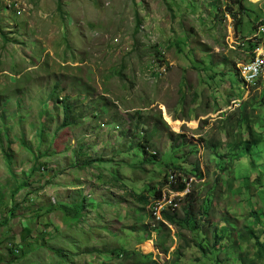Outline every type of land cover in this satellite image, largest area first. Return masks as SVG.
I'll return each mask as SVG.
<instances>
[{
  "label": "rangeland",
  "instance_id": "rangeland-1",
  "mask_svg": "<svg viewBox=\"0 0 264 264\" xmlns=\"http://www.w3.org/2000/svg\"><path fill=\"white\" fill-rule=\"evenodd\" d=\"M229 2L0 0V264H143L142 255L150 252L161 264H197L196 258L215 264L193 248L194 234L185 226L166 222L162 232L155 231L159 220L151 206L144 215L127 189L143 180L136 191L150 197L140 186L158 185L166 164L184 161L171 143L183 135L198 146L205 174L192 178L187 191L194 213L201 214L206 188L216 178L207 141L220 138L221 129L230 132L244 111L253 132L264 138V106L257 103L262 85L242 88L236 71L247 56L241 39L252 36L253 22L264 19V0H243L248 17L242 16L241 39L225 14ZM52 98L55 117L46 110L41 120V102ZM130 131L143 132L160 149L153 153L162 161L149 172L121 171L144 160L141 153L126 156ZM253 156L254 167L247 158L235 170L242 179L258 170L251 182L233 190L219 186L209 200L201 234L210 243L213 233L223 237L225 248L211 253L219 264H248L253 256L254 264H264L248 234L254 229L264 242V142ZM216 161L221 167L223 159ZM33 167L37 170L28 177ZM112 170L125 177L126 188L112 179ZM12 185H18L10 199L16 212L9 219ZM185 195L179 194L180 201L175 197L180 215L188 204ZM84 197L81 223L66 220L59 208L48 211L56 202L73 204ZM148 233L153 239L142 242Z\"/></svg>",
  "mask_w": 264,
  "mask_h": 264
},
{
  "label": "trees",
  "instance_id": "trees-1",
  "mask_svg": "<svg viewBox=\"0 0 264 264\" xmlns=\"http://www.w3.org/2000/svg\"><path fill=\"white\" fill-rule=\"evenodd\" d=\"M229 4L232 6H229ZM229 4L227 6V11L230 13V15L232 16V18L235 21V29H236V33L238 34V33H240V28H241L242 22H243L242 16L243 15L247 16L248 10H247V7L244 4L243 0H230ZM138 24H139V27L142 25L141 22H138ZM56 98H58L57 95L55 96V99ZM52 102H53V98L50 101H47V102L42 101L41 102V110H42L41 116L43 115L44 111L47 110V115H48L49 110H51V115H52L51 118L55 117V115L52 114V112H53V110L51 109L53 107ZM60 102L63 104V102H64L63 99ZM263 103H264V100H263ZM64 112H65V123H66L65 125H67L68 120H69L68 116H69V112H70L69 106L66 105ZM241 124H242V122H241ZM250 141H252V142L250 143ZM240 142L242 143V141H240ZM263 142H264V138L255 137V138L247 140L243 144V146H241V145L237 146V147H243L244 148V149H242L245 151V152H243V155L245 158L250 159L252 167L256 164L255 158L253 157V150L255 147H259ZM21 144L25 149V142L22 141ZM180 144H181V142L179 143V145ZM150 149H151V140L150 139L148 140L146 137H144L142 140H140L138 145L133 144L131 146V151L138 150V153L143 152L146 155H148ZM235 155H236L235 159L238 160L239 154L237 153V151H235ZM240 156L243 157L242 155H240ZM149 162H151V160H149ZM226 162L227 163H225V164H227L229 166V163H230L229 159L226 160ZM146 164L147 163L126 164V165L122 166L121 171H123V173L125 175H127V171L125 169L126 167H131L133 169L131 171H136V170H142L143 168H145ZM155 164L156 163H153V165H155ZM167 167H169V166H167ZM118 168L120 170L119 166H118ZM232 168H233V166H231L230 168H227V169L225 167H223L221 171H224L225 169H226V171H229L228 176H226V178H224V179H222L223 176H221V178L219 176H216L214 183L211 184L210 187L206 188V199L205 198L203 199L201 209H200V212L202 211L201 214L194 213V209H193L194 199L192 198V195H193L192 193L188 194L186 197V201H188V204L185 207H183V214L182 215L178 214L176 211H171V210L170 211H168V210L163 211L164 218L166 219V221L170 222V224L185 226V228H187L188 231H190L192 234H194V238L191 239V241H190L193 245V248L196 249L197 251H200L201 256L204 259H206V261L211 262V263L213 262L215 264H219L216 261L217 257H215V256L212 257L211 253H212V250L217 249L218 251L216 254H218V253H220L221 250H223L225 248V247H223V245L220 244V243H222L221 242L222 236L220 235V233H217V234L213 233L212 234V240L210 243L208 238H207V235H203L204 234L203 230L206 229V225L209 221L207 216H208L209 209H210V203H209L210 197H212L214 194L217 193L218 187L219 186H225V187H227L226 190H228V189L233 190L235 184L237 185V184L242 183V182H240L241 177H239L238 175L234 176L235 171H232ZM36 170H37V167H33L31 169L28 177L33 175L36 172ZM170 170L171 171H179L180 173H183L186 176L192 175V176H197L198 178L202 177V174L199 171L198 164H194V166L190 169H187L183 166H179V165L176 166V165L172 164L170 166ZM124 171H126V172H124ZM110 176L112 177V179L114 181H116V182L118 181L119 183H122V186L126 188L125 177L122 178L118 172H115L113 170L110 172ZM258 178H260V177H258ZM179 179H181V177H179ZM168 183H169V175L165 171V172L160 173V175L158 177V183H157L158 185H156L155 183H152V185L149 184V186H146V188H145V186H143L147 191L151 192L152 196L150 195V197H149L145 193H140V191H136L137 182H135L133 184L134 187L132 186V188L127 189V191H128V193H131L130 194L131 196L136 197L135 201L137 203L138 202L141 203L142 206L139 208V210L145 212L144 215H146L147 214L146 206H148L150 204V200H151L150 198L151 197H153L155 199L162 198V195H163L162 188L165 187ZM153 184H154V186H153ZM158 186H160V187L158 188ZM185 187H186V185L182 181H179L177 184L171 185V188L175 191H183L185 189ZM17 189H18V185H12L9 188V194H10L9 204H8L9 205V208H8L9 219L12 218L16 212V207L14 205H12V202L10 199L15 194ZM207 194H208V197H207ZM1 198H2V196H0V201H1ZM87 199H88L87 197H84V199H81L78 202L73 203V204H66V203H62V204L59 203L58 204L56 202L54 204V207L50 208L48 211H53V210H56V208H59L63 212H65L66 220H72L73 223L78 224V223H81L85 219L84 218V212L87 208V206H86ZM0 205H2V203H0ZM250 216L253 217L252 211L250 212ZM142 219L143 218H141V220ZM160 225L161 226L156 227L155 229L157 231L162 232L161 228H163L164 226L165 227H167V226L162 222H160ZM220 232H221V230H220ZM201 233H203V234H201ZM251 234H253V238L256 239L255 240L256 256H258L260 258H264V242L261 241L260 237L256 234V232L254 230H251ZM150 238H151V233L150 234L148 233L147 235L142 237V242L145 240H148ZM20 247H21V245L19 246V248ZM24 251L25 250H23L22 252H24ZM163 252L165 254H169V249H166V250L164 249ZM130 253H131V251L127 252L128 255ZM132 253H136V252L134 251ZM174 254H175V260H177V259L181 260L182 256L180 254L179 248H178V251L174 252ZM142 256H143V264H160L154 260V254H145ZM216 256H218V255H216ZM253 259H255V257ZM192 260H194V263H197V264H199L201 261L200 258H196V259H192ZM244 264H246V263L244 262ZM248 264H254V261H251Z\"/></svg>",
  "mask_w": 264,
  "mask_h": 264
},
{
  "label": "clouds",
  "instance_id": "clouds-1",
  "mask_svg": "<svg viewBox=\"0 0 264 264\" xmlns=\"http://www.w3.org/2000/svg\"><path fill=\"white\" fill-rule=\"evenodd\" d=\"M224 7L226 8L227 6L225 5ZM226 13L228 14L227 16L229 18H232V16L230 15V13L227 10L225 11V14ZM247 14H248V11H247ZM246 17H248V15ZM233 21H234V19H233ZM243 21H244V19H243ZM252 27L255 31L254 34L252 36H249V37H243V35L241 33H238V34L236 33L235 21H234V27L233 28H234L235 33L238 35V38L241 39V37H243V39H241L242 41L245 40V42H243L242 45L243 46L247 45V48L245 50V53L247 56H246L245 60H243L242 62H238V65H236V67H237L236 71H237L238 81H239V83H241L243 85L242 88L250 90V88L256 89V87H258L259 85H262V88L260 90V98H259L260 101H258L257 103H258V106L263 107L264 106V103H263V100H264V76H260L257 80H255L256 81L255 83H252L251 81L248 80L247 74L244 73V67L246 65H248L249 63H251L255 59V52H254L255 49L264 47V19L260 18L257 23L253 22ZM157 64L160 65V63H158V62H157ZM157 64H156V67L158 68ZM165 71H166V69L164 68L163 72H165ZM60 101H62V99ZM238 102H239V100H233L232 104L238 105L237 104ZM239 105H240L239 108H241L243 104L242 105L239 104ZM40 107H41V105H40ZM254 109L255 108H253V110ZM41 113H40V117L42 120ZM136 113L137 114L135 116H137L139 114L138 112H136ZM117 115L119 116V114H117ZM245 115H247L246 111L242 112V116H239L236 118L233 127L230 128V132H227L224 129H221V130H219L220 138L214 137V138L207 141L209 143L208 149L211 152L210 153L211 155L210 154L209 155L211 157V161L214 163V166H215V172H214L215 177L216 176H223V177L227 176V171H226L227 168H230L231 166H233L232 171H235L240 166V163L242 162V160L247 159L243 155V152H245V151L242 149H244V148L243 147H237L238 145L243 146V144L247 140L255 138V137L263 138L262 136H260V134L253 132V130L251 128V126H252L251 122H250V120L245 118ZM64 119H65V117H64ZM241 122H242V124H241ZM202 124L206 125L207 122L203 121ZM105 125L106 124H104L103 128L105 127ZM166 126L170 127L169 125H166ZM117 129H118V127H115L114 131H116ZM126 135L130 137L129 138L130 139L129 140L130 146H132L133 144L138 145L139 141L142 140L145 136L143 132H142L141 136H137V134H135L134 132H131V131L129 133H127ZM178 136H179L178 141L171 140L172 146L179 149V153H177V156L180 159H184V161H181V163L178 165L183 166L187 169H190L194 166V164H198L199 171L201 172L202 177L198 178L197 176H192V175L186 176L183 173H180L179 171H171L170 166L172 165V163L166 164V166L164 167V172L166 171L167 174L169 175V183L165 187L162 188V190H163L162 191V193H163L162 198L155 199V198L151 197L150 198L151 199L150 204H149L151 206L150 207L151 215H154V217H156L159 220L158 226H156V227L161 226L160 222H162V223L168 222V221H166V219L163 216V211L164 210L174 211L176 209V207L178 206V202H177L176 198L178 197L179 201L181 200V198H179L180 197L179 194H182V193L185 194L186 193V195H185V199H186L187 195L191 193V192L187 193V191H189L191 179L192 178L202 179L205 176V174H203L201 169H200L201 160L199 159V156L197 155L199 152L198 146H196V145L193 146L190 143H186L184 140H182V139H185V137L183 135H178ZM240 141H242V143ZM180 142H181V144L179 145ZM251 142L252 141H250V143ZM151 149L149 150V154L151 156L149 154L146 155L143 152H140L143 155L144 160L137 159L136 163L133 162V164L147 163L145 168H143L144 170H146L144 172H147V169L149 172V169H151L153 167L152 166L153 163H158V162L162 161V160H155V156H157V154L153 153V151L155 149L156 150H160V149L155 148L153 143H151ZM235 151H237V153L239 154L238 160L235 159L236 158ZM140 153H138V150H135V151H131L130 154H127L126 156L134 155L135 157L139 158L138 154H140ZM240 155H242L243 157H241ZM217 157L220 159H223V161L220 162L222 165L221 167H219L217 165V163H218V161H216ZM125 159L128 160L127 158H125ZM228 159L230 162L229 166L227 164H225V163H227L226 160H228ZM149 160H151V162H149ZM255 163H256V161H255ZM178 165H176V166H178ZM167 166H169V167H167ZM223 167H225L226 169L224 171H221ZM42 171H44V169H42ZM256 171H258V170L253 171L251 174L247 175L244 179L241 178L240 182H242V183L245 182V184H249L251 182V178H252L251 175L254 174ZM228 173H229V171H228ZM235 175H236V173L234 172V176ZM179 177H181V179H179ZM258 177H261V175H259ZM214 180H215V178H214ZM179 181H182L186 185L185 189L183 191L173 190L171 188V185L177 184ZM137 183L138 184L143 183V180L138 181ZM145 185L146 184H144V186ZM140 187L142 189H145L143 186H140ZM159 187L160 186H158V188ZM221 188H227V187L222 186ZM170 193L173 195L170 196ZM150 195H151V192H150ZM146 212H147V210H146ZM147 214H148V212H147ZM262 216L261 217H255V220H262ZM156 227H153V228L155 229ZM251 230H254V229H251ZM251 230L248 232V234H251ZM155 231H157V230L155 229ZM157 232L160 233V231H157ZM153 236H154V233L150 239L145 240V241L150 240L149 242H151V239H153L152 238ZM145 241H143V242H145ZM221 242H222V240H221ZM158 249H160L161 252L164 253L163 252L164 248H162V246L160 247V245H158ZM153 253L154 252H150L149 254H153ZM165 255H168V254H165ZM253 258H254V256H253ZM154 260L157 261L155 259V256H154ZM251 261H253V259H251ZM158 263H160V262H158Z\"/></svg>",
  "mask_w": 264,
  "mask_h": 264
},
{
  "label": "bare ground",
  "instance_id": "bare-ground-1",
  "mask_svg": "<svg viewBox=\"0 0 264 264\" xmlns=\"http://www.w3.org/2000/svg\"><path fill=\"white\" fill-rule=\"evenodd\" d=\"M255 53H257V57H255V59L249 63L248 65H246L244 67V69H251V68H254L256 66H259L260 67V70L261 71H264V50H262V47L261 48H256ZM259 77H254V78H248L249 81H251L252 83H255Z\"/></svg>",
  "mask_w": 264,
  "mask_h": 264
},
{
  "label": "built area",
  "instance_id": "built-area-1",
  "mask_svg": "<svg viewBox=\"0 0 264 264\" xmlns=\"http://www.w3.org/2000/svg\"><path fill=\"white\" fill-rule=\"evenodd\" d=\"M262 50H264V47H262ZM255 57H257V53H255ZM244 73L247 74V78L264 76V71H261L259 66L251 69H244Z\"/></svg>",
  "mask_w": 264,
  "mask_h": 264
}]
</instances>
